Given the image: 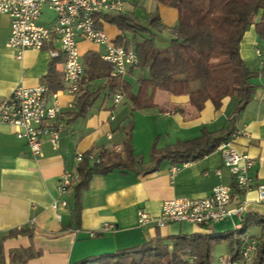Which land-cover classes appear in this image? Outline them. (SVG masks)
I'll list each match as a JSON object with an SVG mask.
<instances>
[{
  "label": "crops",
  "instance_id": "obj_1",
  "mask_svg": "<svg viewBox=\"0 0 264 264\" xmlns=\"http://www.w3.org/2000/svg\"><path fill=\"white\" fill-rule=\"evenodd\" d=\"M138 1L144 7V15L155 11L159 22L166 27L176 22L174 7L154 0ZM135 6L131 0L130 8L134 10ZM43 9L40 18L42 16L43 23H47L52 20L53 13L43 14ZM9 29V16L0 13V100L16 85L46 84L50 87L49 81L58 78L59 84H55L52 91L57 93L63 115L47 122L48 127L58 131L57 147H52L48 136L43 135L42 154L37 158L31 155L25 141L16 137L13 126L0 122L1 264H79L88 258L96 259L87 264H100L108 254L139 246L156 236L205 234L220 238L216 243L224 241L227 246V240L222 237L240 229L244 216L264 217V203L257 200V185L264 184V72L261 71L264 68V38L259 37L254 24L244 32L239 52L248 69L257 74L250 79L253 84L251 98L235 115L234 130L240 132L232 139L236 150L247 153L254 160L248 171L251 188L245 193L232 192L227 207L234 208L243 200L239 214H230L205 226L187 221H173L162 226H157L154 221L139 224L137 211L155 217L160 213L164 199L203 197L217 184L232 186L231 173L222 163L219 148L179 163L162 159L152 170L127 163L105 174H92L78 196L75 184L64 194L58 193L61 174L64 171L77 173L81 165L74 160L76 152L110 151L113 146H118L122 156L127 153L124 121L120 117L127 116V106L132 108L138 79L147 76V70L136 66L127 68L118 77L124 90L119 86L111 92L104 86L83 114L74 115L79 91L71 94L66 90L62 58H52L48 54L50 48H59L58 42H48L38 50L24 49L18 58L16 51L6 45ZM103 29L112 41L120 34L115 25L107 22ZM76 45L81 62L87 52H95L100 57L105 51L104 43L79 37ZM130 48L134 49L133 46ZM101 80L89 81L88 88H100L104 82ZM118 91L122 92V99L113 103L112 96ZM107 93L109 97L111 95L110 102L105 101ZM125 97L129 105L117 109ZM153 106L163 110L173 131V141L161 148L198 136L202 129L214 132L226 126L235 103L224 98L222 106L215 110L211 102L206 101L201 110L195 111L186 95H172L156 89ZM173 165H178V169L171 174ZM104 223L111 225L108 230L100 229ZM253 228L260 233L258 226Z\"/></svg>",
  "mask_w": 264,
  "mask_h": 264
},
{
  "label": "trees",
  "instance_id": "obj_2",
  "mask_svg": "<svg viewBox=\"0 0 264 264\" xmlns=\"http://www.w3.org/2000/svg\"><path fill=\"white\" fill-rule=\"evenodd\" d=\"M177 10L176 22L166 27L159 22L155 11L147 12L139 21L135 10L107 12L101 14L103 22L113 24L120 34L112 41L126 48L133 46L140 70H147V76L138 79L133 108L153 106V94L162 89L172 95H186L195 111L210 101L214 109L222 106L224 98L235 103L227 125L214 132L202 129L200 135L178 141L172 145L150 148L152 165L138 166L152 170L162 159L173 163L196 159L229 140L234 131L235 115L250 98L253 84L250 79L257 74L246 66L239 52L242 36L249 25L254 24L260 38H264V0H154ZM138 0L133 4L139 5ZM103 23V24H104ZM102 24V26H103ZM166 29L170 33L167 46L154 43V31ZM84 74L79 93L76 96L74 115L83 114L90 103L107 87L113 92L118 89V77H112L111 64L102 60L95 52L82 56ZM264 72V68L261 70ZM104 79L100 88H88L89 81ZM57 80V83L55 81ZM49 90L59 84L52 78ZM83 84H86V86ZM124 90V85L120 86ZM108 96V93H107ZM123 156L113 150L96 152L99 160L84 158L77 168L76 196L86 187L92 174H105L114 168L132 164V153L127 150ZM139 162L142 163L140 160ZM70 185V186H71ZM69 186V187H70ZM258 226L260 233L250 260L246 261L241 250L247 230ZM227 240L230 264H264V217L244 216L241 228L223 236ZM220 238L191 234L162 238L156 236L139 246L119 249L108 254L100 264H210V254ZM1 257V249H0ZM96 258H88L79 264H87ZM1 264V259H0Z\"/></svg>",
  "mask_w": 264,
  "mask_h": 264
},
{
  "label": "built area",
  "instance_id": "obj_3",
  "mask_svg": "<svg viewBox=\"0 0 264 264\" xmlns=\"http://www.w3.org/2000/svg\"><path fill=\"white\" fill-rule=\"evenodd\" d=\"M46 7L53 13V18L47 23H39L42 8ZM124 10V0H0V13L10 18V29L6 45L16 51L20 57L24 49H41L46 43L56 40L58 49L50 48L48 54L52 58H62V77L66 90L71 94L79 91L84 68L76 45V38L104 43L105 51L101 59L111 64L110 75L121 76L129 67L137 65V55L134 49L114 44L107 38L103 29L101 14L120 12ZM256 53L259 54L256 49ZM122 99V92L113 94V103ZM63 115L57 100L56 91H50L46 84L34 86L16 85L12 92L0 100V122L15 128V135L23 139L34 157L42 154V136L47 135L52 147L58 145V131L48 127L47 122L56 120ZM240 131L234 130L228 141L220 145L222 163L232 176L233 185L217 184L203 197H173L161 202L160 213L153 217L142 210L137 211V222L144 224L154 221L157 226L173 221H187L205 226L223 220L230 214H239L243 208V200L234 208H228L233 191L245 193L251 188L248 175L254 160L245 152L232 146V139ZM119 152L118 146L112 147ZM84 152H76L74 160L79 163L84 158ZM90 161H98L96 152L86 154ZM178 165L170 168L173 174ZM77 178V173L64 171L57 183L59 194H64L71 183ZM257 200L264 203V184L257 185ZM109 223H104L101 230H108ZM94 232H90L93 234ZM256 242L249 236H244L241 254L248 261L255 250ZM221 264H230L227 255L220 256Z\"/></svg>",
  "mask_w": 264,
  "mask_h": 264
},
{
  "label": "rangeland",
  "instance_id": "obj_4",
  "mask_svg": "<svg viewBox=\"0 0 264 264\" xmlns=\"http://www.w3.org/2000/svg\"><path fill=\"white\" fill-rule=\"evenodd\" d=\"M124 10L131 9V0H124ZM135 12L139 16V21L145 23L144 16V7L139 5L134 7ZM43 14H51V10L44 7ZM43 17L39 19V23H43ZM170 33L166 30H157L154 31L153 40L154 43L159 47H165L168 45L170 40ZM102 81V80H100ZM137 87V86H136ZM111 97V95H110ZM105 100L110 102V98ZM113 97V96H112ZM124 104L129 105V100L127 97L116 106L117 109ZM127 116L124 118L120 117L123 122V133L126 135L124 142L126 143V148L129 152L132 153V164L136 166H148L151 164V153L150 148L153 143H156L157 147L164 145L165 143H170L172 140V126H169L167 123V118L162 114L161 108L154 106H147L144 108H131L127 106ZM120 129V127H119ZM142 161L139 162V161ZM246 234L252 235L253 237H258V230L255 228H249ZM229 253V246H226L224 241H219L216 243L210 254V264H221L219 257L225 256ZM250 260V259H249ZM248 260V261H249Z\"/></svg>",
  "mask_w": 264,
  "mask_h": 264
}]
</instances>
